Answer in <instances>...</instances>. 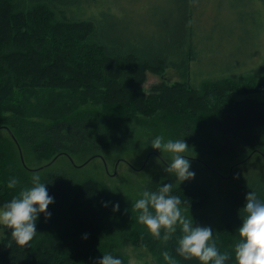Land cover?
Here are the masks:
<instances>
[{"label":"trees","instance_id":"1","mask_svg":"<svg viewBox=\"0 0 264 264\" xmlns=\"http://www.w3.org/2000/svg\"><path fill=\"white\" fill-rule=\"evenodd\" d=\"M28 1L40 7L24 12L18 8L17 0H0V112L9 108L8 102L19 90L34 86H65L70 77L76 81L95 75L103 82L104 92L101 111L58 118L50 123L31 122L25 117L21 122L7 121L9 123L3 124V129L12 139L10 130L20 146L17 137L27 143L46 141L48 153H54L49 162L64 155L69 158H73L72 155L89 156L87 161L96 157L107 160L113 154L123 156L137 149L139 141L134 127H142L153 132L149 136L150 142L161 133L172 136L171 139L185 138L189 151L201 148L209 141L208 151L213 156L236 159L251 152L245 160L235 164L236 167L257 156L264 160V154L257 149L264 142V103L249 100L241 106L239 103L241 94L256 93L260 88L255 90L236 82L235 87H242L238 91L233 89L231 81L221 79L198 84L206 74L191 66L205 51L204 45H212L208 55L215 66L219 64L221 8L210 12L213 20L204 24L203 16H199L195 7L183 9L175 24L162 19L158 33L149 36L143 35L139 26L125 28L124 12L128 6L119 7L120 0H51L66 5H59V8L43 0ZM92 8L99 9L103 15L99 19L91 16L87 10ZM198 8L201 11V7ZM55 9L65 13L64 21L70 26L54 19ZM215 14L219 20L215 19ZM29 21H33L31 25ZM200 22L202 28L212 31L210 35L203 33ZM145 23L146 19H143ZM30 27L36 31L34 35L29 33ZM76 27L79 34L71 30ZM89 31L94 33L96 41V48L92 50L103 57L101 60L93 53L86 56L87 50L82 52L78 48L77 37L86 40ZM128 67L132 68V75L125 73ZM167 69L175 71L184 81L171 86L160 83L147 93L143 88L146 72L160 73ZM88 87L94 88L96 84ZM123 159L126 160L120 157L118 161ZM192 159L226 180L231 179L236 168L232 167L225 177L204 161ZM24 167L29 170L27 165ZM3 171L0 161V182L3 184L0 205L23 189L18 185L9 188L7 180L10 176ZM46 183L55 203L49 205L50 218H45L42 213L37 220V233L31 241H40L35 246H22L10 235L6 250L0 253V264H97L98 258L109 252L119 256L123 264H128L117 243V237L124 232L129 237L139 238L136 240L138 245H158L159 264H167L162 256L165 250L177 259L178 264H201L195 258L185 259L176 252L179 230L164 239L162 228L161 237H154L138 221L139 213L132 207V202L113 200L99 182L93 179L76 182L62 172ZM163 183L172 182L157 177L145 185V190H156ZM197 191L172 187V193L181 197V207L186 209L202 203L201 195L192 194ZM250 191H255L264 200L261 173L244 177L231 192L223 225L214 229L221 251L233 252L239 238L236 230L242 222L239 209L244 206L246 193ZM117 203L118 209L114 208ZM226 264H237L234 252Z\"/></svg>","mask_w":264,"mask_h":264},{"label":"rangeland","instance_id":"2","mask_svg":"<svg viewBox=\"0 0 264 264\" xmlns=\"http://www.w3.org/2000/svg\"><path fill=\"white\" fill-rule=\"evenodd\" d=\"M43 1L48 2L54 8H59V5L66 6L59 1ZM120 1L122 3L119 7L128 6L124 12L127 24L125 28L139 26L142 29V34L149 36L158 33V24L162 19L171 20L172 24H175V19L181 18V10L183 9L195 7V10L200 12L199 16H203L202 23L204 24L210 19V23L212 22L213 15L211 17L210 12L221 8L220 65L215 66L213 59L208 55V50L211 49L212 45H204L205 51L191 63L192 68H197L206 74L198 84L217 79L229 80L232 82L233 89L240 91L242 87L234 86L236 82H240L255 90L260 88V91L256 93L241 94L243 96L239 101L240 106L242 102L247 100L264 103V0H131L130 4L127 3L128 0ZM17 5L24 12H31L40 7L39 4L28 0H17ZM54 12V19L57 22H64L65 25L70 26L67 21H64L66 20L64 12L59 10ZM87 13L97 19L103 15L97 8L88 9ZM143 19H146L145 24H143ZM215 19L219 20L217 14H215ZM32 22L29 21L28 24L31 25ZM202 23L200 22L201 28ZM210 23L205 25L208 26ZM71 30H76L79 34L78 27ZM28 31L29 33L32 32L33 35L36 32L32 27L28 28ZM202 31L206 35H210L212 32L207 31L205 27L202 28ZM77 41L78 48L80 47L82 52L87 50L86 56L87 53L98 56V52L95 49V52L92 50V48H96L92 31H89V37L86 40L77 37ZM69 43L72 45L71 40ZM102 58V56H98V59L101 60ZM210 72L216 73L210 74ZM125 73L132 75V68L128 67ZM71 78L66 81L65 86H34L21 89L8 102L9 108L0 112V161L3 163L4 174L18 178V186L23 188L31 186L32 177L37 174L41 177L42 182H47L57 174L65 172L76 182L82 183L88 179L99 182L104 187L105 193H108L113 200L134 202L145 190V185L148 182L160 177L172 182L174 188L198 190L192 194L201 195L202 203L198 206H192L190 209L182 208L183 214L194 219V222L199 225H210L216 229L223 225L226 205L237 184L249 174L261 173L264 177V160L261 161L262 159L257 158L260 156L250 162L244 163V161L245 165L241 164L236 167L234 165L245 160L251 152L236 159L217 157L209 153L210 143L206 141L201 148L186 150L185 155L204 161L225 177L230 174L232 167H236L231 173V179L226 180L217 176L204 165L191 160L195 177L180 183L175 179L173 173H168L165 170L167 162L172 159V154L153 149L149 141V136L153 132L142 127H134L136 139L139 141L137 142L138 148L131 150L129 154L123 156L113 154L106 158L107 160L103 157H96L89 163H84L89 159V156L72 155L73 158H69L64 155L59 157L50 168L40 171H32L31 169L42 168L54 156V153H48L46 141L39 140L27 143L23 138L17 137L29 170L26 169L21 162L15 143L8 132L3 129V124L9 123L7 121L10 123L21 122L25 120L24 117L31 122L50 123L58 118L78 116L96 110L101 111L103 108L104 90L101 88L103 82L97 76L93 75L90 79L76 81ZM182 81L184 79L171 69L160 73L147 71L143 88L149 93L152 87L157 84L168 83L171 86ZM93 83L96 84V87H88ZM247 95L249 98H245ZM233 105L235 104L233 103ZM11 129L13 130V128ZM13 132L15 133L14 130ZM159 135H163L166 140L172 137L163 133ZM257 149L264 154V142ZM150 152L154 154L148 155ZM120 157H124L128 163L124 162V159L118 161ZM2 187L3 184L0 182V190ZM10 235L11 230L0 225V253L6 250ZM138 239L137 237H129L125 232L117 237L119 252L127 259L128 264H159L158 245L155 243L138 245L136 244ZM39 241H31L29 245L35 246Z\"/></svg>","mask_w":264,"mask_h":264},{"label":"clouds","instance_id":"3","mask_svg":"<svg viewBox=\"0 0 264 264\" xmlns=\"http://www.w3.org/2000/svg\"><path fill=\"white\" fill-rule=\"evenodd\" d=\"M150 146L172 154L165 170L173 173L180 183L195 177L191 160L185 155L189 147L185 138L165 139L163 135L152 138ZM15 176L7 180L9 188L18 184ZM46 182H42L37 174L32 177L31 186L23 188L10 200L0 205V225L11 230L16 244L28 246L37 233V220L43 213L50 218L52 213L49 205L55 203L50 195ZM172 183H163L156 190H144L132 202L137 210L138 221L146 226L156 238L161 237V229L165 230L164 239L169 233H181L176 252L185 259H197L201 264H226L233 252L237 264H264V200L255 191L246 193L244 206L239 209L241 224L233 252L221 251L217 246L212 226H202L183 214L182 199L172 193ZM114 208L118 209L119 204ZM167 264H178L177 259L168 251L162 252ZM97 264H123L119 256L104 253L98 258Z\"/></svg>","mask_w":264,"mask_h":264},{"label":"water","instance_id":"4","mask_svg":"<svg viewBox=\"0 0 264 264\" xmlns=\"http://www.w3.org/2000/svg\"><path fill=\"white\" fill-rule=\"evenodd\" d=\"M9 133H10L12 139L14 140V142L16 143V145L18 147V150H19V153H20V158H21V161H22L23 165L26 166V162H25V158H24V154H23L21 146L19 145V143L17 142V140L15 139L13 133L10 130H9ZM189 159L192 160V161H198V160H195V159H192V158H189ZM55 161H56V159L52 160L51 162H49V164L43 166L42 168H45L46 166H50V165L54 164ZM90 161L91 160L87 161L86 163H89ZM123 161L126 162L125 160H123ZM126 163H128V162H126Z\"/></svg>","mask_w":264,"mask_h":264}]
</instances>
